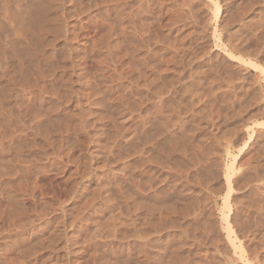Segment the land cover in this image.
<instances>
[{"label":"rangeland","instance_id":"374dc122","mask_svg":"<svg viewBox=\"0 0 264 264\" xmlns=\"http://www.w3.org/2000/svg\"><path fill=\"white\" fill-rule=\"evenodd\" d=\"M83 1L49 0L39 32L27 22L39 0H0V264H264V133L254 130L264 129V0H148L145 26L171 41L157 81L131 92L117 88L97 10L87 14ZM256 44L263 57L242 51ZM152 84L175 98L158 102ZM157 109L173 118L160 124Z\"/></svg>","mask_w":264,"mask_h":264},{"label":"bare ground","instance_id":"6f19581e","mask_svg":"<svg viewBox=\"0 0 264 264\" xmlns=\"http://www.w3.org/2000/svg\"><path fill=\"white\" fill-rule=\"evenodd\" d=\"M33 3L36 1H33V0H31ZM189 1V0H188ZM187 1V2H188ZM191 1V0H190ZM217 1V0H216ZM214 2V4L213 5H215V10H214V12L216 11H218V9H219V6H218V4H217V2ZM250 2L252 1V0H249ZM260 1V0H259ZM170 2V1H169ZM179 2V1H178ZM186 2V1H185ZM186 2V3H187ZM3 3V2H2ZM36 3V2H35ZM52 3V2H51ZM189 3H191V2H189ZM193 3V2H192ZM258 3V2H257ZM51 4L49 3V0H39V2L38 3H36V5L31 9V8H29V9H31V14L27 17V22L30 24V26L32 27V29L34 28V29H39V30H37V31H39L40 32V29H46L47 27H46V24L48 23V20H47V11H48V9H49V6H50ZM249 5V4H248ZM250 5H251V3H250ZM4 6V5H3ZM2 6V7H3ZM58 6V5H57ZM16 7V6H15ZM14 7V8H15ZM92 7H94L96 10H97V18H98V22H99V27H100V32H99V36H98V38H100L99 40H101L100 41V45H101V48H103L104 50V53H103V55L104 54H108V55H111L112 57V59L115 57V59H114V64H113V67H114V69H115V71H116V73H117V80H118V85H117V88H120V90H122V86L124 87L125 85H123L124 84V82H126L127 83V85H128V87L130 88V92H131V88L132 87H136L139 83L138 82H142L144 85H148V84H150V83H152L153 81H157L156 80V75H158L161 71H159V70H161L162 68H161V64H162V60L164 59L163 58V56H164V53H163V51L165 50V48L167 47V45L166 44H169V41H171V40H169L170 38V36L168 37L167 36V34L166 33H162V32H160L159 30H158V28H156V27H154V28H156V30L155 29H153V32L151 33V32H149V29L145 26V23L146 22H151V21H146L148 18H149V15H150V13L152 12L151 11V6H150V4H149V2H148V0H84L83 2H82V10L83 11H85L87 14H89L90 13V11H91V8ZM175 7V6H174ZM21 9V8H20ZM178 9V8H177ZM183 9V8H182ZM263 9V8H262ZM80 10V9H79ZM193 12V11H192ZM7 14V13H6ZM26 14V13H25ZM24 14V15H25ZM152 14V13H151ZM172 14V13H171ZM174 14V13H173ZM181 14V13H180ZM183 14V13H182ZM195 14V13H194ZM18 15V14H17ZM20 15H22V14H20ZM73 15V14H72ZM162 15V14H161ZM175 15H176V13H175ZM82 16V15H81ZM159 16V15H158ZM264 16V15H263ZM189 17V16H188ZM10 18V17H9ZM14 18V17H13ZM77 18V17H76ZM89 18V17H88ZM57 19V18H56ZM86 19V18H85ZM264 19V18H263ZM22 20V19H21ZM58 22H60L59 20H57ZM56 21V22H57ZM140 21H142V22H140ZM144 21H146V22H144ZM170 21V20H169ZM57 22V24H59ZM140 22V23H139ZM190 22V21H189ZM4 23V22H3ZM88 23V22H87ZM262 24L264 23V20L261 22ZM153 24V23H152ZM20 25V24H19ZM62 25V24H61ZM85 25V24H84ZM174 25V24H173ZM57 26V25H56ZM166 26V25H165ZM165 26H163V27H165ZM194 26V25H193ZM264 26V25H263ZM58 27V28H57ZM56 27V29H55V31L56 30H60L59 29V26H57ZM152 27V26H151ZM178 27V26H177ZM259 27H262L261 26V24H260V26ZM62 29V28H61ZM260 29H264V28H260ZM259 29V32L260 31H264V30H260ZM155 30V31H154ZM171 30V29H170ZM30 31V30H29ZM34 31H36V30H34ZM152 31V30H151ZM194 31V30H193ZM257 31V30H256ZM188 32V31H187ZM260 33H262V32H260ZM260 33H258L259 35H262V36H264L263 34H260ZM38 34V33H37ZM256 34V33H255ZM35 35H36V33H35ZM168 35H170V34H168ZM258 35V36H259ZM179 37V36H178ZM214 37V36H213ZM255 37V36H254ZM28 38H30V37H28ZM262 38H264V37H262ZM174 42V41H173ZM192 42V41H191ZM264 42V41H263ZM94 43V42H93ZM92 43V44H93ZM199 43V42H198ZM23 44V43H22ZM173 44V43H172ZM171 44V45H172ZM251 44V43H250ZM262 44V43H261ZM99 45V46H100ZM246 45V44H245ZM249 45V44H248ZM22 46V45H21ZM20 46V47H21ZM27 46V45H26ZM169 46V45H168ZM1 47V46H0ZM3 47H5L4 45H3ZM9 47V46H8ZM7 47V48H8ZM256 47H257V44H256V46H254V48L256 49ZM260 47V45L257 47V49L256 50H252V49H248V48H246V50H242V51H253V52H246V53H250V55H251V53H257L258 51H259V48ZM6 48V47H5ZM27 48V47H26ZM24 49V52H28V50L27 49ZM174 48V47H173ZM261 48V47H260ZM238 50V49H237ZM262 50H263V48H262ZM5 51V50H4ZM11 51V50H10ZM166 51V50H165ZM175 51H177V49H175ZM175 51H173V53H172V55L174 54V52ZM181 51V50H180ZM239 51V50H238ZM255 51V52H254ZM2 52V51H1ZM178 52H179V50H178ZM188 52V51H187ZM260 52V51H259ZM259 52H258V54H259ZM264 51H262V54H263V56H264V53H263ZM176 53V52H175ZM171 54V53H170ZM170 54H167V55H170ZM260 54H261V52H260ZM262 54H261V56H262ZM107 55V57H109ZM167 55H166V57H167ZM175 55V54H174ZM179 55V53L176 55V57ZM229 56H233V55H231V54H228ZM253 55V54H252ZM262 56V57H263ZM106 57V56H105ZM170 57H171V55H170ZM179 57V56H178ZM228 58V57H227ZM172 59V58H171ZM170 58H168L167 57V60H164V63H166V62H170V60H171ZM229 59V58H228ZM4 60V59H3ZM169 60V61H168ZM259 60V59H258ZM166 61V62H165ZM244 61V60H243ZM113 62V61H112ZM171 62H172V60H171ZM173 62H174V60H173ZM245 62V61H244ZM4 63V62H3ZM188 63V62H187ZM246 63L248 64V65H250V66H253L254 67V63L253 62H247L246 61ZM23 65V64H22ZM99 65V64H98ZM183 65V64H182ZM185 65H183V67H184ZM28 67V66H27ZM176 67V66H175ZM179 68H181V67H179ZM255 68V67H254ZM168 70H170L169 68H167ZM183 70H184V68H182ZM214 69V68H213ZM172 70H174V71H178L177 70V68H172ZM218 70V69H217ZM80 71V70H79ZM85 71V70H84ZM173 71V72H174ZM179 71H181V69H179ZM99 72V71H98ZM103 72V71H102ZM149 72V73H148ZM159 72V73H158ZM166 72H167V70H166ZM182 73H184L183 71H181ZM189 72V71H188ZM195 72V71H194ZM203 72V71H202ZM262 72V71H261ZM148 73V74H147ZM165 73V72H164ZM186 73V72H185ZM223 73V72H222ZM263 73V72H262ZM86 74V73H85ZM96 74V73H95ZM104 74V73H103ZM168 74V73H167ZM177 74H178V77H179V74H181V73H179V72H177ZM197 74V73H196ZM84 75V74H83ZM106 75V74H105ZM152 75H153V77H155L154 79L155 80H153L152 82H151V80L153 79V77H152ZM161 75L162 76H164V75H166V73L165 74H162L161 73ZM160 75V76H161ZM171 75V74H170ZM169 75V76H170ZM173 75H174V73H173ZM190 75V74H189ZM189 75H187V77L189 76ZM224 75V74H223ZM81 76V75H80ZM99 76V75H98ZM175 76V75H174ZM185 76V75H184ZM170 77H173V76H170ZM176 77V76H175ZM182 77V76H181ZM190 77V76H189ZM228 77V76H227ZM87 78V77H86ZM102 78V77H101ZM161 78V77H160ZM160 78H159V80H160ZM183 78V77H182ZM221 78V77H220ZM229 78V77H228ZM81 79V78H80ZM201 79V78H200ZM224 79V78H223ZM90 80V79H89ZM99 80V79H98ZM164 80V79H163ZM175 80V79H174ZM184 80V79H183ZM182 80V81H183ZM220 80V79H219ZM173 81V80H172ZM172 81L170 80V82L172 83ZM211 81V80H210ZM68 82V81H67ZM92 82V81H91ZM104 82V81H103ZM159 82V81H158ZM175 82H176V80H175ZM175 82H173V83H175ZM185 82V81H184ZM183 82V83H184ZM192 82H194V81H192ZM200 82V81H199ZM220 82V81H219ZM99 83V82H98ZM138 83V84H137ZM160 83V82H159ZM159 83H158V86H159V88H161V86L159 85ZM166 83V82H165ZM164 83V84H165ZM94 84V83H93ZM97 84V83H96ZM161 84H162V79H161ZM202 84V83H201ZM219 84V83H218ZM106 85V84H105ZM126 85V86H127ZM153 85V84H152ZM184 85V84H183ZM200 85V84H199ZM151 86V85H150ZM155 85H153V87L152 88H154V89H152L151 88V91L152 90H154V91H156L155 93L157 94H155L156 95V99L158 100V102H161V100L165 97V96H167V95H165L164 93H168V95L169 94H171V92L169 93V90L167 91V92H164L163 91V89H155V87H158L157 85L154 87ZM166 86V85H165ZM186 86V85H185ZM185 86H183V87H185ZM65 88V87H64ZM67 88V87H66ZM109 88V87H108ZM142 88V87H141ZM143 88H145V87H143ZM147 88V87H146ZM145 88V89H146ZM162 88H163V86H162ZM165 88V87H164ZM188 86H187V89L186 88H181V90H184V92L185 91H188L189 92V90H188ZM39 89V88H38ZM111 89V88H110ZM169 89H171V88H169ZM175 89V90H174ZM173 90H174V94H175V91H176V87L174 88ZM93 90V89H92ZM125 90V89H124ZM124 90H122V91H124ZM127 90V89H126ZM167 90V89H166ZM178 90V89H177ZM210 90V89H209ZM90 91V90H89ZM116 91H119L118 89L116 90ZM135 91V90H134ZM172 91V90H171ZM211 91V90H210ZM213 91V90H212ZM214 91H215V89H214ZM91 92V91H90ZM136 92V91H135ZM173 92V91H172ZM202 92V91H201ZM88 93V92H87ZM124 93V92H123ZM128 93V92H127ZM138 93V92H137ZM96 94V93H95ZM120 94L121 93H119V96L118 97H120ZM183 94V93H182ZM201 94V93H200ZM211 94V93H210ZM72 95V94H71ZM93 95H94V93H93ZM118 95V94H117ZM123 95V94H122ZM134 95V94H133ZM136 95V94H135ZM138 95V94H137ZM139 95H141L140 93H139ZM165 95V96H164ZM172 95V94H171ZM202 95V94H201ZM220 95V94H219ZM164 96V97H163ZM170 96V95H169ZM173 97H174V95H172ZM171 96V97H172ZM140 97V96H139ZM171 97H169V98H171ZM182 97V96H181ZM204 97V96H203ZM202 97V98H203ZM149 97H146V99H148ZM168 98V97H167ZM167 98H165V99H167ZM175 98V97H174ZM226 98V97H225ZM94 99V98H93ZM122 99V98H121ZM173 99V98H172ZM171 99V100H172ZM220 99V98H219ZM138 100H141V102L143 101V99H138ZM156 100V101H157ZM174 100V99H173ZM172 100V101H173ZM185 100V99H184ZM187 100V99H186ZM216 100V99H215ZM220 100H222V99H220ZM146 101H148V100H146ZM153 101V100H152ZM166 101V100H165ZM164 101V102H165ZM167 101H169V100H167ZM183 101V100H182ZM199 101V100H198ZM206 101V100H205ZM15 102V101H14ZM112 102V101H111ZM122 102V101H121ZM144 102L145 101H143L142 103L144 104ZM151 102V101H150ZM154 102V101H153ZM228 102V101H227ZM146 103V102H145ZM165 103H169V102H165ZM173 103V102H172ZM172 103H171V101H170V104L172 105ZM177 104V102H174V106ZM193 104V102L192 101H189L188 102V104L187 105H189L190 107H191V104ZM209 103V102H208ZM230 103V102H229ZM118 104H119V102H118ZM122 104V103H121ZM158 104V103H157ZM161 104H163V106H165V104L162 102ZM169 104V105H170ZM178 104H179V101H178ZM180 104H182V103H180ZM220 104V103H219ZM136 105V104H135ZM159 105V104H158ZM169 105H167L166 104V106L165 107H163V108H168V106ZM187 105H186V108H187ZM229 105V104H228ZM114 106V105H113ZM147 106V105H146ZM173 106V105H172ZM178 106V105H177ZM181 106V105H180ZM189 106H188V108H189ZM193 106V105H192ZM196 106V105H195ZM119 107V106H118ZM145 107V106H144ZM159 107H162V106H160L159 105ZM141 108V107H140ZM150 108V107H149ZM148 108V109H149ZM162 108V109H163ZM181 108H182V106H181ZM187 108V109H188ZM194 108V107H193ZM142 109H143V111H144V108L142 107ZM142 109H140V110H142ZM153 109H154V106H153ZM177 109V108H176ZM183 109V108H182ZM184 109H185V106H184ZM183 109V110H184ZM226 109V108H225ZM152 110V109H151ZM161 110V109H160ZM159 109H157V113H158V116H162L161 118H164L165 120H163L160 124H163V125H165L167 122V120L168 119H172L173 117H169L168 115H167V118H166V116L165 115H163L162 114V112L160 111ZM166 110V109H165ZM168 110V109H167ZM177 110H179V108L177 109ZM186 110V109H185ZM184 110V113H186V111ZM221 110V109H220ZM84 111V110H83ZM145 111H146V109H145ZM149 110H147L146 112H144V113H147ZM188 111H193V109L192 110H188ZM201 111V110H200ZM94 112V111H93ZM118 112V111H117ZM163 112H165V111H163ZM174 112V111H173ZM189 112V113H190ZM166 113H167V111H166ZM188 112H187V114H189ZM192 113V112H191ZM56 114V113H55ZM149 116H151L150 114H152V112L151 113H147ZM168 114V113H167ZM172 114H174V113H172ZM205 114V113H204ZM203 114V115H204ZM58 115V114H57ZM84 115V114H83ZM152 115H154V114H152ZM156 115V114H155ZM173 116H175V115H173ZM177 116V115H176ZM192 116V115H191ZM207 116V115H206ZM184 117V116H183ZM54 118V117H53ZM151 118V117H150ZM72 119V118H71ZM146 119H149V118H147V116H146ZM159 119V118H158ZM180 119V118H179ZM178 119V120H179ZM197 119V118H196ZM200 119V118H199ZM211 119V118H210ZM156 120V119H155ZM181 120V119H180ZM148 121V120H147ZM149 121H152V118H151V120H149ZM154 121V120H153ZM158 121V120H157ZM173 121H174V119H173ZM58 122V121H57ZM145 122V121H144ZM183 123V121H180V123ZM143 123V122H142ZM148 123V122H147ZM158 123V124H159ZM181 123V125L183 126L184 125V123L182 124ZM261 123V122H260ZM85 124V123H84ZM149 124H150V122H149ZM149 124H147L148 126H149ZM154 124V123H153ZM173 123L171 122V125H172ZM175 124V123H174ZM199 124V123H198ZM50 125H52V124H50ZM79 125V124H78ZM180 125V127H182ZM187 125V124H186ZM196 125V124H195ZM260 125V124H259ZM62 126V125H61ZM153 127H154V125H152ZM189 126V125H188ZM263 126V125H262ZM89 127V126H88ZM173 127V126H172ZM172 127H170V128H172ZM259 127V126H258ZM257 127V129H254V130H257V135H256V138H257V136H258V139H260V138H262V137H264V136H260L262 133H264V129H259ZM24 128V127H23ZM61 128V127H60ZM133 128V127H132ZM140 128V127H139ZM138 128V129H139ZM145 128V127H144ZM150 128V127H149ZM159 128V127H158ZM175 128V127H174ZM184 128V127H183ZM214 128V127H213ZM260 128H261V126H260ZM57 129V128H56ZM155 129H157V127L155 128ZM154 129V130H155ZM160 129V128H159ZM173 129V128H172ZM178 129V128H177ZM193 129H194V131L195 132H197V130H198V128L195 130V128L193 127ZM259 129V130H258ZM62 130V128L60 129V131ZM140 130V129H139ZM144 130H147L146 128L144 129ZM150 130H152V129H150ZM183 130V129H182ZM187 131H185V129H184V133H187V132H191L190 130H188V129H186ZM156 131V130H155ZM167 131V130H166ZM168 131H169V129H168ZM174 131V130H173ZM179 131L181 132V130L179 129ZM193 130H192V133H189L190 135H194L195 134V132H194ZM62 132H64V131H62ZM135 132V131H134ZM139 132V131H138ZM147 132V131H146ZM157 132V131H156ZM213 132H216V131H213ZM171 133V131L169 132V134ZM182 133V132H181ZM194 133V134H193ZM198 133V132H197ZM251 133H253V131L251 132ZM256 133V132H255ZM254 133V134H255ZM58 134V133H57ZM120 134V133H119ZM139 134V133H138ZM138 134H137V136H138ZM147 134V133H146ZM145 134V135H146ZM162 134V133H161ZM168 134V132L166 133V135ZM135 135H136V133H135ZM164 135V134H163ZM175 135V134H174ZM204 135V134H203ZM248 135V134H247ZM251 135V134H250ZM264 135V134H263ZM158 136V135H157ZM189 136V135H188ZM194 136H196V135H194ZM259 136H260V138H259ZM34 137V136H33ZM58 137V136H57ZM116 137V136H115ZM166 137V136H165ZM169 137H171V136H169ZM208 137V136H207ZM249 137V136H248ZM255 137V136H254ZM126 138H128V137H126ZM177 138V137H176ZM197 138H201V135H200V137H197ZM152 139V138H151ZM161 139V138H160ZM175 139V138H174ZM182 139V138H181ZM203 139V138H202ZM33 140V139H32ZM149 140V139H148ZM163 140V139H162ZM137 141V140H136ZM135 141V142H136ZM179 141H180V139H179ZM185 141V140H184ZM183 141V142H184ZM108 142V141H107ZM114 142V141H113ZM227 142V141H226ZM119 143V142H118ZM187 143V142H186ZM228 143V142H227ZM262 143H263V141H262ZM5 144V143H4ZM56 144V143H55ZM101 144V143H100ZM129 144V143H128ZM264 144V143H263ZM104 145V144H103ZM110 145V144H109ZM112 145V144H111ZM124 145V144H123ZM223 145V144H222ZM257 145V144H256ZM16 146V145H15ZM178 146V145H177ZM183 146V145H182ZM176 146H174V147H172L173 149L175 148ZM263 147H264V145H263ZM121 148V147H120ZM125 148V147H124ZM133 148V147H132ZM184 148V147H183ZM175 149H177V147L175 148ZM175 149H174V151H175ZM179 149L180 150H182V148H181V146H178V149H177V151H179ZM264 149V148H263ZM55 150V149H54ZM184 150V149H183ZM202 150V149H201ZM129 151V150H128ZM177 151H175V152H177ZM192 151V150H191ZM194 152V151H193ZM198 152H200V151H198ZM204 152V151H203ZM219 152V151H218ZM134 153V152H133ZM195 153H196V151H195ZM212 153V152H211ZM127 154V153H126ZM178 154V153H177ZM193 154V153H192ZM130 155V154H129ZM138 155V154H137ZM201 155V154H200ZM205 155V154H204ZM177 156V155H176ZM192 156H194V155H192ZM95 157V156H94ZM172 157V156H171ZM196 157V156H195ZM136 158V157H135ZM134 158V159H135ZM180 158H181V156H180ZM192 158H194V157H192ZM198 158V157H197ZM52 159V158H51ZM133 159V160H134ZM149 159V158H148ZM205 159V158H204ZM137 160V159H136ZM208 160V159H207ZM214 160V159H213ZM115 161V160H114ZM126 161V160H125ZM180 161V160H179ZM181 161H182V159H181ZM137 162V161H136ZM187 162H188V160H187ZM211 163V162H210ZM134 164V163H133ZM137 164H138V162H137ZM167 164H169L168 162H167ZM173 164H175V163H173ZM172 164V165H173ZM177 164V163H176ZM232 164V163H231ZM231 164H229V165H231ZM258 165V164H257ZM137 166V165H136ZM180 166V165H179ZM190 166V165H189ZM209 166V165H208ZM135 167V166H134ZM137 167H139V166H137ZM199 167V166H198ZM256 167V166H255ZM109 168V167H108ZM161 168H162V166H161ZM177 168V167H176ZM175 168V169H176ZM179 168V167H178ZM178 168H177V171H179L178 170ZM228 169L227 170H229V166L227 167ZM257 168H259V167H257ZM143 169V168H142ZM164 169H166L165 167H164ZM174 169V170H175ZM121 170V169H120ZM180 170H182L181 168H180ZM87 171V170H86ZM138 171L139 170H137V172L136 173H138ZM145 171V170H144ZM168 171V170H167ZM176 171V174H174L173 173V176H175V175H177V172ZM188 171V170H187ZM197 172V171H196ZM227 172V171H226ZM87 172H85V174H86ZM181 173V172H180ZM184 173V172H183ZM185 173H186V171H185ZM182 174V173H181ZM138 175V174H137ZM184 175V174H183ZM225 175H227V173L225 174ZM254 175V174H253ZM18 176V175H17ZM120 176V175H119ZM178 176H180V175H178ZM216 176V175H215ZM222 176V175H221ZM256 176H257V174H256ZM125 177V176H124ZM181 178H182V176H180ZM179 177V178H180ZM225 177V176H224ZM252 177V176H251ZM6 178V177H5ZM115 178V177H114ZM121 178H122V176H121ZM158 178V177H157ZM177 178V177H176ZM209 178V177H208ZM213 178V177H212ZM223 178V177H222ZM127 179V178H126ZM129 179V178H128ZM172 179H174V177H172ZM178 179V178H177ZM204 179H206V178H204ZM244 179V178H243ZM136 180H138V179H136ZM135 179H134V181H136ZM157 180V179H156ZM179 180V179H178ZM178 180H175V182H174V184L173 183H171V184H173V188L174 189H179V193L181 192V189H182V191H183V187H185L184 185H182V184H180L179 182H181V181H178ZM225 180V179H224ZM227 181H228V179H226ZM139 181V180H138ZM165 181V180H164ZM196 182V181H195ZM206 182V181H205ZM229 182V181H228ZM246 182V181H245ZM94 183V182H93ZM160 183V182H159ZM185 183V182H184ZM137 184H138V182H137ZM152 184V183H151ZM166 184V183H165ZM171 184H169V185H171ZM186 184H188V183H186ZM198 184V183H197ZM246 184V183H245ZM85 185V184H84ZM139 185V184H138ZM137 185V186H138ZM129 186V185H128ZM133 186H134V183H133ZM136 186V185H135ZM134 186V188H135V190L138 188L139 189V187H135ZM153 186V185H152ZM167 186V185H166ZM172 186V185H171ZM171 186H169V188L171 187ZM230 186V185H229ZM257 186V185H256ZM111 187V186H110ZM147 187V186H146ZM254 187V186H253ZM133 188V187H132ZM143 189H144V187H142ZM188 187H185V189H187ZM191 188V187H190ZM12 189V188H11ZM143 189H141V192L142 191H144ZM147 190H149L148 188H146ZM146 189H145V192H146ZM171 189V188H170ZM173 190V189H172ZM188 190V189H187ZM191 190V189H190ZM189 190V191H190ZM117 191H118V189H117ZM133 191V190H132ZM137 191V190H136ZM140 191V190H139ZM138 191V192H139ZM152 191V190H151ZM150 191V192H151ZM174 191V190H173ZM185 191V190H184ZM193 191V190H192ZM13 192V191H12ZM119 192V191H118ZM188 192V191H187ZM198 192H200V191H198ZM205 192V191H204ZM106 193V192H105ZM131 193V192H130ZM153 193H155L154 191H153ZM174 193V192H173ZM173 193H171V194H173ZM189 193V192H188ZM191 193V192H190ZM113 194V193H112ZM140 194H142V193H140ZM144 194V193H143ZM148 194H150L149 192H147L145 195L147 196ZM156 194V193H155ZM154 194V195H155ZM184 194V193H183ZM187 194V193H186ZM152 195V194H151ZM174 195H175V193H174ZM176 195H177V193H176ZM188 195V194H187ZM192 194H189V196L190 197H192L191 196ZM260 195V194H259ZM188 196V197H189ZM205 196V195H204ZM14 197V196H13ZM125 197V196H124ZM139 197V196H138ZM148 197H150V196H148ZM183 197H184V195H183ZM182 197V198H183ZM188 197H184V198H187L188 199ZM120 198V197H119ZM142 198V197H141ZM183 198V199H184ZM187 199H184V200H186L187 201ZM17 200V199H16ZM136 202H139V201H137V196H136ZM148 200V199H147ZM189 200H191V199H188V202L189 203H191ZM192 200H195V199H192ZM140 201H142V200H140ZM186 201H184V202H186ZM196 201V200H195ZM135 202V203H136ZM134 203V204H135ZM144 203V202H143ZM133 204V203H132ZM139 204V203H138ZM138 204H135L136 206L138 205ZM145 204V203H144ZM166 204H168V202L166 203ZM192 204H195V203H193V201H192ZM192 204H190L191 205V207H192ZM128 206H129V204H127ZM141 205V204H140ZM160 205V204H159ZM187 205V204H186ZM189 205V206H190ZM242 205V204H241ZM132 206V205H131ZM172 206H174V205H171V207ZM189 206H188V208H189ZM253 206V205H252ZM18 207V206H17ZM170 207V204H169V207L167 206V209L169 208V211H171L172 210V208ZM256 207V206H255ZM254 207V208H255ZM15 208V207H14ZM19 208V207H18ZM121 208V207H120ZM141 208V207H140ZM149 208V207H148ZM151 208V207H150ZM153 208V207H152ZM188 208H186V209H188ZM194 208H196L195 206H194ZM198 208V207H197ZM197 208H196V210H197ZM259 208V207H258ZM132 209H133V207H132ZM154 209V208H153ZM166 209V208H165ZM171 209V210H170ZM178 209V208H177ZM185 209V208H184ZM185 209V210H186ZM192 209H193V207H192ZM191 209V210H192ZM247 209V208H246ZM264 209V208H263ZM262 209V210H263ZM140 209L139 208H137V207H135L134 206V211L133 212H135V211H139ZM142 210H144V209H142L141 208V211ZM156 210V209H155ZM161 210V209H160ZM159 210V211H160ZM175 210H176V207H175ZM188 210H190V209H188ZM195 209L194 210H192V213H193V211H196ZM200 210V209H199ZM260 210V209H259ZM14 211V210H13ZM12 211V212H13ZM20 211V210H19ZM140 211V212H141ZM144 211H149V212H151L152 213V209H151V211H150V209H148V210H144ZM143 211V212H144ZM184 211V210H183ZM22 212V211H21ZM142 212V213H143ZM162 212V211H161ZM172 212V211H171ZM176 212H178V210H176ZM180 212L181 211H179V214H180ZM14 213H15V211H14ZM145 213V212H144ZM246 213H248V212H246ZM127 214V213H126ZM162 214V213H161ZM172 214V213H171ZM133 215V214H132ZM139 215H140V213H139ZM138 215V216H139ZM144 215V214H143ZM146 215V214H145ZM144 215V217H142V218H144V219H142L141 221H142V224L145 226V228H146V226H147V228L149 227V225L151 224H149V221L151 220V218H150V220L148 221V218H147V216H149V215H146L145 216ZM167 215V214H166ZM192 215V214H191ZM136 216V215H135ZM135 216L134 217H131V219H133V221H134V224L133 225H136L135 224V220H136V218H135ZM150 217V216H149ZM246 217V216H245ZM135 218V219H134ZM163 218V217H162ZM224 218L226 219L227 218V216H225L224 215ZM8 219V218H7ZM211 219V218H210ZM235 219H237V218H235ZM163 220V219H162ZM208 220H209V218H208ZM24 221H22V223H23ZM137 222H138V220H137ZM17 223V222H16ZM20 223V222H19ZM131 223H133V222H131ZM141 224V223H140ZM141 224V225H142ZM167 224V223H166ZM24 225H25V223H24ZM132 225V224H131ZM137 225H139V224H137ZM141 225H139L138 227H140ZM142 225V226H143ZM174 225H176V224H174ZM183 225V224H182ZM188 225V224H187ZM19 226H21V225H19ZM18 226V227H19ZM32 226V225H31ZM143 226V227H144ZM153 226H154V223H153ZM173 226V225H172ZM205 226V225H204ZM210 226V225H209ZM227 227H225V228H228V225H226ZM134 227V229L136 228L135 226H133ZM137 227V228H138ZM151 227H152V225H151ZM136 228V229H137ZM141 228V227H140ZM146 228V229H147ZM213 228V227H212ZM145 229V230H146ZM189 229V228H188ZM202 229V228H201ZM140 230V229H139ZM144 229H143V232L145 231ZM214 230V229H213ZM228 230V229H227ZM8 231V230H7ZM140 231H142V230H140ZM148 231V230H147ZM146 231V232H147ZM26 232V231H25ZM62 232V231H61ZM125 232V231H124ZM136 232H137V230H136ZM139 232V231H138ZM191 232V231H190ZM203 232V231H202ZM205 232V231H204ZM242 232V231H241ZM245 232V231H244ZM251 233V232H250ZM140 234V233H139ZM144 233H142V235H143ZM191 234V233H190ZM229 230H228V232H227V239H228V241H229V243H228V245H231L233 248H236L237 246H239V245H236V243H234V241L231 239V237L229 236ZM116 235H118V234H116ZM141 234H140V238H141V236H142ZM147 235V234H146ZM183 235V234H182ZM250 235V234H249ZM253 235V234H252ZM19 236V235H18ZM17 236V237H18ZM128 236V235H127ZM145 236V235H144ZM174 236V235H173ZM24 237V236H23ZM143 237V236H142ZM252 237V236H251ZM254 237V236H253ZM14 238V237H13ZM16 238V237H15ZM27 238V237H26ZM130 238V237H129ZM136 238V237H135ZM144 238V237H143ZM122 239V238H121ZM142 239V238H141ZM193 239V238H192ZM226 239V238H225ZM234 239V238H233ZM172 240V239H171ZM201 240V239H200ZM204 240V239H203ZM145 241V240H144ZM143 241V242H144ZM162 241V240H161ZM118 242V241H117ZM256 243V242H255ZM214 244V243H213ZM262 244V243H261ZM165 245V244H164ZM241 245V244H240ZM126 246V245H125ZM140 246V245H139ZM256 247H257V245H255ZM145 247V246H144ZM142 245L139 247L140 249H142V248H144ZM251 247V246H250ZM157 248V247H156ZM238 248V247H237ZM136 249V248H135ZM252 249V248H251ZM205 250V249H204ZM204 250H202V251H204ZM29 251V250H28ZM144 251V250H143ZM142 251V252H143ZM147 251V250H146ZM145 251V252H146ZM178 251V250H177ZM39 252V251H38ZM140 252V251H139ZM159 252V251H158ZM160 252H162V251H160ZM245 253V252H244ZM146 254V253H145ZM195 254V253H194ZM248 254H250V253H248ZM35 255V254H34ZM165 255V254H164ZM176 255V254H175ZM251 255V254H250ZM254 255V254H253ZM127 256H128V254H127ZM156 256V255H155ZM35 257V256H34ZM131 257H132V255H131ZM144 257V256H143ZM146 257V256H145ZM157 257V256H156ZM242 257V256H241ZM255 257V256H254ZM129 258V257H128ZM135 258V257H134ZM211 258V257H210ZM114 259V258H113ZM126 259V258H125ZM143 259V258H142ZM188 260V259H187ZM1 261V260H0ZM105 261V260H104ZM122 261V260H121ZM125 261V260H124ZM196 261V260H195ZM241 261V260H240ZM106 262V261H105ZM104 262V263H105ZM152 262V261H151ZM2 263V262H1ZM4 263V262H3ZM35 263V262H34ZM107 263H108V261H107ZM6 264V263H5ZM123 264H124V262H123ZM175 264V263H174ZM199 264V263H198ZM243 264H249L248 263V261H244V263Z\"/></svg>","mask_w":264,"mask_h":264}]
</instances>
